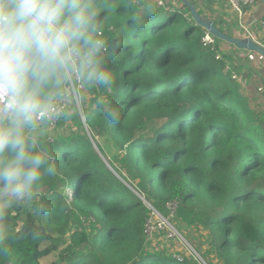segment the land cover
I'll list each match as a JSON object with an SVG mask.
<instances>
[{"label":"trees","instance_id":"obj_1","mask_svg":"<svg viewBox=\"0 0 264 264\" xmlns=\"http://www.w3.org/2000/svg\"><path fill=\"white\" fill-rule=\"evenodd\" d=\"M93 3L113 82L83 84L80 106L91 97L85 123L71 106L76 130L38 136L56 170L30 198L7 207L0 194V264H42L56 251L49 264H200L146 238L141 197L163 215L176 202L172 222L197 228L207 264H264V114L202 48L184 5Z\"/></svg>","mask_w":264,"mask_h":264},{"label":"clouds","instance_id":"obj_2","mask_svg":"<svg viewBox=\"0 0 264 264\" xmlns=\"http://www.w3.org/2000/svg\"><path fill=\"white\" fill-rule=\"evenodd\" d=\"M93 0H0V194L32 196L54 157L38 150L37 130L78 95L75 84L110 87L101 68ZM100 103H103L101 100ZM108 119H118L109 110Z\"/></svg>","mask_w":264,"mask_h":264},{"label":"crops","instance_id":"obj_3","mask_svg":"<svg viewBox=\"0 0 264 264\" xmlns=\"http://www.w3.org/2000/svg\"><path fill=\"white\" fill-rule=\"evenodd\" d=\"M190 1L202 17L213 21L225 34L249 37L264 45V1H258L251 6L241 22L220 0ZM220 41L222 43L216 40V45L221 51L223 61L242 77L243 87L246 86L245 88L254 95L264 97V59L254 51L237 48L224 40Z\"/></svg>","mask_w":264,"mask_h":264},{"label":"built area","instance_id":"obj_4","mask_svg":"<svg viewBox=\"0 0 264 264\" xmlns=\"http://www.w3.org/2000/svg\"><path fill=\"white\" fill-rule=\"evenodd\" d=\"M156 4L158 7H166L171 6V8H178L181 4L179 0H151ZM224 7L232 11L238 18V21L241 22L244 18L247 10L253 6L258 1L264 0H220ZM264 25V24H263ZM204 32L200 38V43L202 48L209 53H213L214 58L216 60H223L221 51L219 50L218 46L216 45V38L213 34L208 32L207 30L203 29ZM101 34V32H100ZM257 43V41H254ZM260 44V43H258ZM261 45V44H260ZM264 48V45H261ZM106 52V46L101 51L100 55H103ZM223 71L229 72L230 77L238 82L243 84L242 77L235 73L229 64L225 63L223 67ZM75 87L77 89L78 95H76L72 99L63 100L61 101L60 105L58 106V110L60 111V115L55 117L46 123L42 124L43 126H47L49 129H53L57 127L58 122L60 120V116L64 113L65 110L69 109L72 105L76 106L79 114H80V92L83 89L84 85L81 84L79 81L76 82ZM81 117V116H80ZM82 122L84 119L81 118ZM50 140V137H47ZM143 203L150 209V214L144 221L143 232L148 240L157 241L162 238L163 242H175L178 241L181 243L182 235L178 231V229L173 224L172 220L174 217L175 209H176V202L175 201H168L166 203L167 215L161 214L158 210L152 207L144 198L142 199ZM161 240V241H162ZM172 257L177 259L178 261L183 260V255L175 252L171 253Z\"/></svg>","mask_w":264,"mask_h":264},{"label":"rangeland","instance_id":"obj_5","mask_svg":"<svg viewBox=\"0 0 264 264\" xmlns=\"http://www.w3.org/2000/svg\"><path fill=\"white\" fill-rule=\"evenodd\" d=\"M219 42L222 43L221 41H219ZM244 87H246V86H244ZM90 90H91V88H90ZM246 91H248L250 93L249 90L246 89ZM82 96H83V94H82ZM249 96L252 99V104H253L254 108L264 114V97L254 95L252 93H250ZM90 97L91 96L87 94L85 97V104H82L80 106V116L83 119H84L83 112L85 113V110L87 108V102L89 101ZM75 112H76V110L72 109V107L69 108V112H68L69 114L73 115V113H75ZM72 115L66 114L65 117H63V119L60 120L57 127L53 128V129H49L47 126L41 125L40 128H38V130H37V133H36L37 136H46V137L49 136L50 141H51L53 138H55L59 134L68 135L70 132L77 129L78 118H77V116H75V115L72 116ZM6 198H7V200H6L4 205L7 207H12V205L17 202V200H13V199L8 198V197H6ZM24 200L25 199H23L21 201H24ZM178 231L180 232V234L182 235V238H183L181 240V243L178 241L166 242V243L159 242V243H156L154 245L155 248H160V250L165 251L167 253L178 252L180 254H186V255L188 254V255H191L194 258H196V260L200 264H207L206 261L209 260L208 257H212L213 254H211V253H209L208 255L206 254L207 253V250H206L207 245H205V242L201 239L200 233L197 230V228H193L189 231L187 229L183 228L182 230L178 229ZM160 239L162 240V238H160ZM151 246L153 247V245H151ZM58 253H59V251L53 252L50 255L41 258L40 262L42 264H49L51 261H54L57 259ZM213 264H223V263L220 260L214 258Z\"/></svg>","mask_w":264,"mask_h":264},{"label":"water","instance_id":"obj_6","mask_svg":"<svg viewBox=\"0 0 264 264\" xmlns=\"http://www.w3.org/2000/svg\"><path fill=\"white\" fill-rule=\"evenodd\" d=\"M179 1L189 10V14L191 15L196 25H199L203 29L207 30L215 37H217L219 40L227 41L240 49L254 51L264 59V48L260 44L254 42L249 37H244L238 34L233 36L225 34L215 25L213 21L207 20L204 17H202L197 12L194 4L190 0H179ZM141 8H143V6ZM141 199H143V197H141Z\"/></svg>","mask_w":264,"mask_h":264}]
</instances>
